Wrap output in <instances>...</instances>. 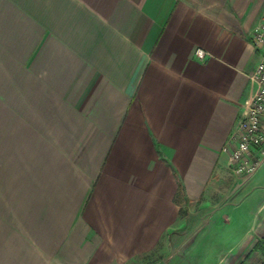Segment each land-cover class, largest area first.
Listing matches in <instances>:
<instances>
[{
  "label": "crops",
  "instance_id": "obj_1",
  "mask_svg": "<svg viewBox=\"0 0 264 264\" xmlns=\"http://www.w3.org/2000/svg\"><path fill=\"white\" fill-rule=\"evenodd\" d=\"M263 17L264 0H0V264H128L193 204L191 264L244 262L264 161L236 174L230 138ZM216 205L240 232L205 228Z\"/></svg>",
  "mask_w": 264,
  "mask_h": 264
},
{
  "label": "built area",
  "instance_id": "obj_2",
  "mask_svg": "<svg viewBox=\"0 0 264 264\" xmlns=\"http://www.w3.org/2000/svg\"><path fill=\"white\" fill-rule=\"evenodd\" d=\"M253 43L260 55L250 75L255 89L247 110L238 118L230 138L233 144L230 151L232 170L244 178L253 176L264 161V17L254 28ZM195 55L204 60L210 53L198 47Z\"/></svg>",
  "mask_w": 264,
  "mask_h": 264
},
{
  "label": "rangeland",
  "instance_id": "obj_3",
  "mask_svg": "<svg viewBox=\"0 0 264 264\" xmlns=\"http://www.w3.org/2000/svg\"><path fill=\"white\" fill-rule=\"evenodd\" d=\"M191 209L192 213L189 216L187 223L184 227L179 228L178 232L180 235L174 237L176 240L173 241L174 238L171 240L172 245L169 246L168 250L163 251L162 247H158L152 252L134 257V259H132L128 264H191L192 261L189 259L188 255L191 253L189 245L192 243V238L189 241L186 240L189 238L186 236L190 233L192 235L194 232L193 230H195V228L203 222L199 219V215L204 212L203 208L199 204H193ZM188 211V208H184L182 210V215L185 216L188 214ZM230 211L220 212L217 205L212 207L208 214L210 220L208 224L205 225V228L208 230H221L226 227H235L236 230L240 232L244 224H239V222H237L238 220H235V217L233 218V216H229V225L223 223L224 213H229ZM243 213L244 211L241 210L238 215L242 216ZM208 237L213 238L211 235ZM204 238L206 237L204 236ZM260 244L264 245V243ZM240 264H264V246L260 245L256 250L250 251L246 256L245 261Z\"/></svg>",
  "mask_w": 264,
  "mask_h": 264
},
{
  "label": "trees",
  "instance_id": "obj_4",
  "mask_svg": "<svg viewBox=\"0 0 264 264\" xmlns=\"http://www.w3.org/2000/svg\"><path fill=\"white\" fill-rule=\"evenodd\" d=\"M176 199L182 203V201H187V197H186V194H185V189H184V186L179 183V189H178V193H177V197ZM260 243H264V238H261L258 242H257V247H259L260 245L261 246H264L263 244H260Z\"/></svg>",
  "mask_w": 264,
  "mask_h": 264
}]
</instances>
